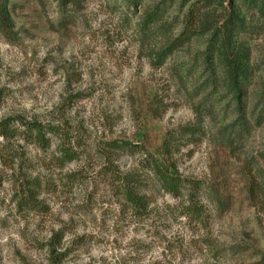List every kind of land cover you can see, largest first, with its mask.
<instances>
[{
  "label": "rangeland",
  "instance_id": "rangeland-1",
  "mask_svg": "<svg viewBox=\"0 0 264 264\" xmlns=\"http://www.w3.org/2000/svg\"><path fill=\"white\" fill-rule=\"evenodd\" d=\"M138 1L0 0V264L261 261L264 0ZM35 121L46 147L26 140ZM126 141L181 195L141 150L111 146Z\"/></svg>",
  "mask_w": 264,
  "mask_h": 264
},
{
  "label": "trees",
  "instance_id": "trees-1",
  "mask_svg": "<svg viewBox=\"0 0 264 264\" xmlns=\"http://www.w3.org/2000/svg\"><path fill=\"white\" fill-rule=\"evenodd\" d=\"M62 5H66L71 3L73 0H59ZM221 2H224L226 0H220ZM126 2L129 5H132L135 7L138 0H126ZM160 18V14L158 12H155L153 14H148L145 18H143L144 28L151 27L158 19ZM10 18L9 15L5 13L3 8H0V27L4 31H8V26ZM179 42H173L169 46H167L161 53V56H169L174 49L179 45ZM181 45V44H180ZM27 130L25 131V137L27 141H31V143L39 144L43 147H46L49 144V140L46 137L48 128L47 125H44L40 122H31L26 125ZM49 127V125H48ZM8 129V128H6ZM8 131V130H5ZM2 132V133H5ZM5 135V134H3ZM113 148L119 150H126L129 152H138L142 153V156L144 157V162L146 164V167L151 170V172L156 177L158 184L160 187L167 193H171L175 196L181 195L184 181L181 180L178 176H176L174 173L170 171L169 168L165 166L164 162L159 161L155 156L146 148H143L142 146L132 144L131 142H113L111 145ZM165 149H169V145H165ZM75 152H66L64 154L65 157H67L69 160H72L74 157ZM121 183L123 186V193L124 197L127 200V202L131 205L133 209L136 211H140L142 209H147L148 207V198L145 194H142L141 191H143V188L145 187L143 184V180L141 177L136 176L132 173L125 174L121 178ZM145 189V188H144ZM32 201L31 199H29ZM259 264H264V254H262L261 261Z\"/></svg>",
  "mask_w": 264,
  "mask_h": 264
}]
</instances>
